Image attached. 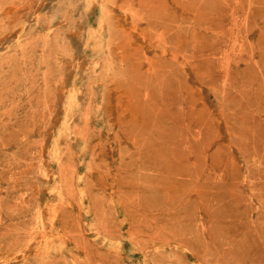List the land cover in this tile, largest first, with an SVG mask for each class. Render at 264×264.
<instances>
[{"label":"rangeland","instance_id":"1","mask_svg":"<svg viewBox=\"0 0 264 264\" xmlns=\"http://www.w3.org/2000/svg\"><path fill=\"white\" fill-rule=\"evenodd\" d=\"M0 264H264V0H0Z\"/></svg>","mask_w":264,"mask_h":264}]
</instances>
